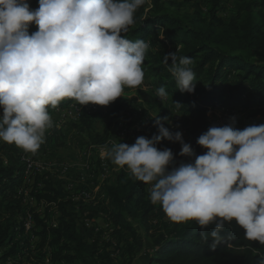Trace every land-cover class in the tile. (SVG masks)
Returning a JSON list of instances; mask_svg holds the SVG:
<instances>
[{"label":"clouds","instance_id":"9594fccd","mask_svg":"<svg viewBox=\"0 0 264 264\" xmlns=\"http://www.w3.org/2000/svg\"><path fill=\"white\" fill-rule=\"evenodd\" d=\"M147 0H0V142L36 153L53 127L50 109L72 100L80 106L107 107L125 88L144 83V61L151 41L125 35ZM36 31H29L30 25ZM161 32L163 29L160 30ZM160 39L164 36L160 35ZM171 61V63H169ZM162 63L177 91L193 94V59L169 52ZM156 96L164 102L162 86ZM176 109L182 105L173 103ZM237 117L213 125L196 144L197 155L168 117L155 118L157 134L131 145L107 142L102 154L136 181L149 185V199L170 222H194L200 240L212 250L226 224L243 230L248 241L264 245V123L236 127ZM180 144L176 162L162 141ZM212 226L210 232L205 231Z\"/></svg>","mask_w":264,"mask_h":264},{"label":"trees","instance_id":"16d2710c","mask_svg":"<svg viewBox=\"0 0 264 264\" xmlns=\"http://www.w3.org/2000/svg\"><path fill=\"white\" fill-rule=\"evenodd\" d=\"M148 1L151 2L152 9L146 12ZM216 11L211 12L208 21H201L195 15L186 16V20L192 24V27H188L182 20L162 13L160 0H147L140 8L127 35L131 40L151 39L164 46H181L178 55L190 57L197 62V65L192 67L197 80L193 94L179 98L177 92H180L177 91L175 80L167 66L161 67L162 71H165L167 81L161 78L156 83L158 88L163 86L166 92L173 96L174 103L182 105V108L178 109L179 112L194 118L191 128L187 130L186 139H183L192 145L197 155L205 151L196 144V140L211 127L208 117L210 109L234 107L243 100L252 104L264 102V14L249 8L225 22L217 16ZM160 35L164 38L160 39ZM73 102L75 101L68 100L59 106L65 107ZM57 133L55 131L54 136ZM108 140L107 133L92 138L93 143L97 145H104ZM161 143L165 148L171 149L175 157L188 161L187 157L178 155L179 143L166 140ZM2 148L0 147V152ZM23 154L37 155L21 149L18 160ZM24 172L23 165L17 168L0 164V210L10 212V222H16L15 216L24 210L25 196L19 193L24 181ZM144 187V183L131 178L126 168L117 177L115 185L106 187L108 204L104 205L103 209L113 226H120L135 235L133 227L127 223L124 215L127 206H132L133 213L140 211L145 220L157 208H161L150 202ZM33 196L39 203L58 204L61 210L60 221L57 225H48L38 213L31 211L35 226L30 232H26L23 219L27 213L21 221L17 219L14 225L8 224L5 227L0 216V247L10 248L2 259L6 261L19 256L25 250L29 255L32 254L30 246L33 239H36L39 240V255L28 256L27 262L21 261L17 264H45L46 261L86 264L88 257L94 256L91 253L94 247L86 242L84 233L73 215L66 212L65 204L60 202L58 189L51 183H45L40 193ZM175 226L176 230L157 245L149 264H264V245L246 240L243 230L235 222L226 224L221 233L225 239L215 250L209 247L211 241L204 243L200 240L201 229L194 222L180 228L179 224ZM18 227L23 236L21 240L25 243L23 247L21 240L16 241ZM211 230L212 226H209L205 231Z\"/></svg>","mask_w":264,"mask_h":264},{"label":"rangeland","instance_id":"374dc122","mask_svg":"<svg viewBox=\"0 0 264 264\" xmlns=\"http://www.w3.org/2000/svg\"><path fill=\"white\" fill-rule=\"evenodd\" d=\"M162 13L182 20L188 27H192L191 22L186 20V16L195 15L201 21H208L213 10H217V16L223 21L228 22L238 13L247 11L249 8L257 9L264 14V0H160ZM30 7L36 9L38 0H28ZM152 9L151 2L148 1L146 12ZM136 12L135 17L139 14ZM144 19V16L142 17ZM135 26V25H134ZM125 34L126 36L131 31ZM29 31H36V26L30 25ZM151 41V47L144 61V83L135 89L125 88L123 96L111 103L107 107L96 105L85 106L82 116L75 121H66V119L50 109V115L53 119V127L45 133V142L41 145L37 155L32 154V160L37 163L40 170L35 167L34 174L29 178L24 172V181L19 191L25 196L23 213L15 216L21 221L27 211H35L44 219L48 225H57L61 218L59 205H50L45 202H37L33 195L40 193L45 183H51L55 186L60 195V202L65 204L67 213L72 214L84 233L87 243L94 247V256L87 259L86 264H149L150 257L157 249V245L166 240L169 235L176 230L174 223L166 217L162 208L151 213L147 220L142 217L140 211H135L131 205L127 206L124 215L127 223L135 231V235L114 225L115 232H106L103 229L99 231L88 230L83 227L84 212H88L93 218H99L94 224L101 227L103 224L102 214H105L104 205L108 204L106 187L115 185L117 177L126 168H119L114 165L110 159L105 156L104 163L101 162L102 146L93 143L92 138L107 133L109 141L114 143L123 142L129 145L133 144L137 137L145 136L151 138L157 134L155 118L168 117L169 123L165 124L170 131H180L184 139L187 137V130L191 128L194 118L188 117L174 106V98L168 94V99L164 102L156 96L158 89L156 83L161 78L165 79V67L162 63L163 56L169 52H181V46H164L158 42ZM197 62L194 61L192 67ZM167 81V80H166ZM182 99L189 95L188 93H178ZM62 101V104H65ZM60 107V106H59ZM236 116L237 128H244L251 124L264 123V102L248 103L242 101L234 107H216L208 112L210 126H223L228 123L229 117ZM57 131V135L54 132ZM2 151L0 152V164L4 166L13 165L21 167L23 165L26 171V164L22 161V156L18 160L21 149L15 145H9L0 142ZM159 148H165L161 143ZM29 155V154H26ZM178 158V157H177ZM89 161L91 169L87 170L84 165ZM65 165L69 166V173H63ZM71 185L69 190L67 186ZM82 190H89L94 201L88 204L75 203L71 199ZM145 192V191H144ZM146 194V193H145ZM34 199V200H33ZM32 202V204H31ZM160 205H158L159 207ZM161 207V206H160ZM96 210V211H95ZM95 211V212H94ZM0 216L2 225L15 224L13 220L9 221L10 212L1 211ZM17 225V224H16ZM185 224H179V228ZM16 241L23 239L19 233V227L16 229ZM25 239V238H24ZM33 239V238H31ZM21 247L24 246V240L20 241ZM39 240L33 239L31 244L32 254L28 251L22 252L19 256L3 260L5 253L10 248L0 247V264H17L27 262V257H37ZM94 245V246H93ZM47 250V249H46ZM49 250H47L48 252ZM90 253V254H91ZM49 253H47V258ZM45 264H64L52 263L46 261ZM79 264V263H77Z\"/></svg>","mask_w":264,"mask_h":264},{"label":"built area","instance_id":"2783aa9c","mask_svg":"<svg viewBox=\"0 0 264 264\" xmlns=\"http://www.w3.org/2000/svg\"><path fill=\"white\" fill-rule=\"evenodd\" d=\"M85 111V106H80L78 104H76L75 102H73L72 104L65 106V107H58L55 109V112L60 113V115H62L66 121L71 122V120L75 121L79 116H82V113ZM31 154L29 155H23L22 156V161L26 164V177L29 178L30 176H32L34 174V168L37 167L38 170H40V168H38L39 166L37 165V163H35L32 158H31ZM176 162L179 163L180 161H184L183 159L177 158L175 157ZM100 160L102 163H104L105 161V155L101 154L100 156ZM185 162V161H184ZM84 167L87 170L91 169L90 163L89 161L84 165ZM63 173H69V166L65 165L62 169ZM149 185H145L144 187V191L147 195H149ZM67 188L70 190L72 188L71 185L67 186ZM34 200V199H33ZM73 202L75 203H82V204H88V203H92L94 201V197L92 195V193L89 190H82L80 192L77 193V195L73 196V199H71ZM32 204V202H31ZM101 218L103 219V224L101 225V227H96L98 225L94 224L99 218L95 219L93 218L88 212H84V218H83V227L88 229V230H95V231H99V229H103L106 232H114V226L110 220V218L108 217V215L106 214H102ZM23 224H24V228L26 232H30L34 226H35V222H34V216L33 213L31 211H27V215L26 217L23 219Z\"/></svg>","mask_w":264,"mask_h":264}]
</instances>
